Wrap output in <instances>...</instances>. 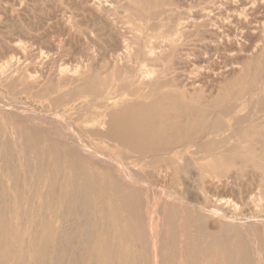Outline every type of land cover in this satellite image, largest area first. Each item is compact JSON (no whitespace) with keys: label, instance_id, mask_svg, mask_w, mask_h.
<instances>
[{"label":"rangeland","instance_id":"rangeland-1","mask_svg":"<svg viewBox=\"0 0 264 264\" xmlns=\"http://www.w3.org/2000/svg\"><path fill=\"white\" fill-rule=\"evenodd\" d=\"M92 1L0 0V264H264L259 0Z\"/></svg>","mask_w":264,"mask_h":264},{"label":"bare ground","instance_id":"bare-ground-1","mask_svg":"<svg viewBox=\"0 0 264 264\" xmlns=\"http://www.w3.org/2000/svg\"><path fill=\"white\" fill-rule=\"evenodd\" d=\"M87 1H89V9H91V10H93L94 12L95 11H98L96 8H95V6H94V3H93V1L92 0H87ZM98 1V0H97ZM105 1V0H104ZM109 1V0H108ZM252 1V0H251ZM255 1V0H254ZM99 2V1H98ZM250 2V1H249ZM80 3H82L83 4V2H79V4ZM108 3V2H107ZM111 3V0H110V2H109V4ZM78 4V3H77ZM78 4V5H79ZM113 3H111L110 5H112ZM246 4V3H245ZM244 4V6L243 7H245L246 5ZM249 4V3H248ZM104 5V4H103ZM253 5V4H252ZM97 6H99V5H97ZM258 6L263 10V12H264V0H259V2H258ZM78 7V6H77ZM79 7H81L80 5H79ZM247 7V6H246ZM258 7V8H259ZM84 8H86V7H84ZM101 8V7H100ZM216 9V8H215ZM248 9H250V8H248ZM257 9V8H256ZM256 9H255V11H256ZM103 10V9H102ZM259 10V9H258ZM222 11V10H221ZM254 11V12H255ZM262 12V11H261ZM83 13V12H82ZM132 13V12H131ZM210 13V12H209ZM220 13V12H219ZM241 13V12H240ZM81 14V13H80ZM198 14V13H197ZM215 14V13H214ZM243 14V13H242ZM250 14H251V12H250ZM88 14H86V16H87ZM90 15V14H89ZM103 15V14H102ZM139 15V14H138ZM176 15V14H175ZM174 15V16H175ZM72 16V15H71ZM179 16V15H178ZM206 15H204V17H205ZM213 16V15H212ZM211 16V17H212ZM231 16V15H230ZM239 16H240V14H239ZM84 17V16H83ZM89 17V16H88ZM203 17V18H204ZM244 17V16H243ZM96 18H98V17H96ZM147 18V17H146ZM217 18H218V16H217ZM68 19V18H67ZM89 19V18H88ZM90 19H91V17H90ZM89 19V20H90ZM103 19V18H102ZM145 19V18H144ZM149 19V18H148ZM189 19V18H188ZM195 19V18H194ZM202 19V18H201ZM221 19V18H220ZM231 19V18H230ZM235 19V18H234ZM246 19V18H245ZM79 20V19H78ZM86 20V19H85ZM92 20V19H91ZM96 20V19H95ZM99 20V19H98ZM150 20V19H149ZM173 20V19H172ZM197 20H199V19H197ZM186 21V20H185ZM225 21V20H224ZM238 21V20H237ZM240 21V20H239ZM262 21L263 20H261V23H262ZM62 22V21H61ZM67 22V21H66ZM96 22V21H95ZM215 22H216V20H215ZM229 22H230V20H229ZM228 22V23H229ZM84 23V22H83ZM165 23V22H164ZM197 23H199V22H197ZM206 23H208V21L206 22ZM205 23V24H206ZM239 23V22H238ZM254 23H256L255 21H254ZM62 24V23H61ZM153 24V23H152ZM186 24V26H190V24L191 23H185ZM248 24V23H247ZM259 24V23H258ZM263 24V23H262ZM103 25V24H102ZM130 25V24H129ZM170 25V24H169ZM197 25V24H196ZM212 25V24H211ZM223 25V24H222ZM232 25V24H231ZM242 25V24H241ZM245 25V24H244ZM72 26V25H71ZM179 26V25H178ZM181 26H182V24H181ZM185 26V25H184ZM208 26H210V25H208ZM219 26V25H218ZM229 26V25H228ZM240 26V25H239ZM98 27V26H97ZM97 27H95V28H97ZM115 27H116V25H115ZM213 27V26H212ZM211 27V28H212ZM220 27H221V24H220ZM219 27V29H221ZM248 27H250V26H248ZM107 28V30L109 31V33L111 32H113V31H111L110 30V27L109 26H107L106 27ZM236 28V27H235ZM239 28V27H238ZM62 29V28H61ZM112 29V28H111ZM131 29V28H130ZM133 29V28H132ZM222 29H224V28H222ZM234 29V28H233ZM245 29V28H244ZM195 30V29H194ZM207 30V29H206ZM226 30V29H225ZM236 30V29H235ZM240 31L242 30V29H239ZM248 30V29H247ZM121 31V30H120ZM125 31H127V30H125ZM130 31V30H129ZM176 31H178V30H176ZM199 31H200V29H199ZM224 31V30H223ZM222 31V32H223ZM252 33H254V34H256V38H257V42L256 43H254V46H253V48H251L252 50H251V54H249L248 56H245V57H240V56H238L237 55V57L235 56V58H231V59H226L227 61H228V63L227 64H229V60H230V63H231V65L229 66V67H226L225 69H223L218 75H217V77H218V80L219 79H222V81H226V80H228L229 79V81L230 80H234V79H236V78H238L239 76H241V77H243V76H245V75H247L249 72H250V70L252 69V68H250V66H252V64H251V62L253 61V60H257L258 58H257V52H261L262 51V49L264 48V27H263V25L261 26H254L253 25V28L250 30ZM249 30H248V32H250ZM87 32V31H86ZM85 32V33H86ZM118 32V31H117ZM195 32V31H194ZM208 32H209V30H208ZM220 32V31H219ZM225 32V31H224ZM228 32V31H227ZM236 32V31H235ZM250 32V35H252V33ZM116 33V32H115ZM128 33V32H127ZM185 33V32H184ZM193 33V32H192ZM231 33V32H230ZM242 33V32H241ZM245 33H247V31L245 32ZM91 34V33H90ZM99 34V33H98ZM174 34H175V32H174ZM173 34V35H174ZM179 34V33H178ZM235 34V33H234ZM85 35V34H84ZM115 35V34H114ZM206 35H208V34H206ZM236 35V34H235ZM247 35H248V33H247ZM249 35V36H250ZM64 36V35H63ZM94 36V35H93ZM109 36V35H108ZM162 36V35H161ZM209 36V35H208ZM238 36V35H237ZM241 36V35H240ZM246 36V35H245ZM248 36V37H249ZM255 36V35H254ZM109 37H111V36H109ZM116 37V36H115ZM145 37V36H144ZM158 37V36H157ZM212 37V36H211ZM220 36H218V38H219ZM228 37V36H227ZM17 38V37H16ZM67 38V37H66ZM90 38V37H89ZM142 38V37H141ZM222 38V37H221ZM234 38H235V36H234ZM238 38V37H237ZM240 38V37H239ZM19 39V38H18ZM101 39H103V38H101ZM128 39V38H127ZM151 39V38H150ZM252 39H254L253 37H252ZM68 40H70L69 38H68ZM72 40V39H71ZM70 40V41H71ZM75 40H78L77 38L75 39ZM96 40V39H95ZM94 40V41H95ZM152 40V39H151ZM155 40V39H154ZM164 40H166V39H164ZM171 40V39H170ZM218 40V39H217ZM226 40V39H225ZM235 40H236V38H235ZM249 40V39H248ZM14 41V40H13ZM18 41H20V40H18ZM60 41V40H59ZM228 41V40H227ZM232 41V40H231ZM241 41V40H240ZM243 41V40H242ZM10 42V41H9ZM11 42H12V40H11ZM17 42V41H16ZM67 43H68V41H66ZM139 42V41H138ZM147 42V41H146ZM151 42V41H150ZM150 42L148 43V44H150ZM213 42V41H212ZM246 42V41H245ZM248 42V41H247ZM252 42V41H251ZM250 42V43H251ZM18 43V42H17ZM16 43V44H17ZM57 43V42H56ZM158 43V42H157ZM162 43V42H161ZM223 43H226V42H223ZM240 43V42H239ZM249 43V44H250ZM124 44V43H123ZM152 44V43H151ZM173 44V43H172ZM213 44H214V42H213ZM10 45V44H9ZM19 45V44H18ZM54 45V44H53ZM74 45V44H73ZM75 45H77V43H75ZM145 45V44H144ZM176 45V44H175ZM233 45V44H232ZM240 45V44H239ZM247 45H248V43H247ZM125 46H127L126 44H125ZM128 46H129V44H128ZM167 46V45H166ZM165 46V47H166ZM210 46H212V45H210ZM220 46V45H219ZM229 46H231V45H229ZM234 46H235V44H234ZM22 47V46H21ZM121 47V46H120ZM123 47V46H122ZM130 47V49H132L131 48V46H129ZM129 47H127L128 49H129ZM146 47H147V45H146ZM156 47V46H155ZM153 48V47H151V48H153V51H155L154 49H158L159 50V46H158V48ZM161 47V46H160ZM213 47V46H212ZM221 47V46H220ZM220 47H219V49H220ZM245 47V46H244ZM243 47V48H244ZM247 47V49H248V46H246ZM111 48V47H110ZM148 48V47H147ZM232 48H233V46H232ZM13 49V48H12ZM118 49V48H117ZM117 49H116V53H118L117 52ZM122 49H125L124 47L122 48ZM214 49H216V48H214ZM226 49V48H225ZM233 49H235V48H233ZM245 49V48H244ZM24 50V49H23ZM23 50H21L22 52H23ZM126 50V49H125ZM149 50V49H148ZM148 50H147V52H148ZM250 50V49H249ZM248 50V51H249ZM119 51V50H118ZM126 51H128V50H126ZM125 51V52H126ZM152 51V49H151V51H149V52H153ZM234 51H236V50H234ZM113 52V51H112ZM216 52V51H215ZM56 52H54V54H55ZM248 53V52H247ZM18 54V53H17ZM16 54V55H17ZM40 54V53H39ZM108 54H110V53H108ZM113 54V53H112ZM111 54V55H112ZM127 54V53H126ZM151 54H153V53H151ZM241 54V53H240ZM256 54V55H255ZM42 55V54H41ZM46 55V54H45ZM48 55V54H47ZM110 55V56H111ZM117 55V54H116ZM128 55V54H127ZM131 55V53L129 54V56ZM141 55V54H140ZM43 56V55H42ZM50 56V55H49ZM48 56V57H49ZM231 56H232V54H231ZM37 57H39V55L37 56ZM41 57V56H40ZM56 57V56H55ZM118 57H119V55H118ZM117 57V58H118ZM139 57V56H138ZM222 57V56H221ZM224 57V56H223ZM222 57V58H223ZM233 57V56H232ZM21 58V57H20ZM44 58V57H43ZM50 58V57H49ZM52 58V57H51ZM50 58V59H51ZM128 58V57H127ZM227 58V57H226ZM22 59V58H21ZM37 60H38V58H36ZM58 59H59V56H58ZM122 59H124V58H122ZM215 59V58H214ZM261 59V58H260ZM10 60V59H9ZM14 60V59H13ZM12 60V61H13ZM16 60H18L19 61V58H17ZM15 60V61H16ZM26 60V59H25ZM30 60V59H29ZM32 60V59H31ZM47 60V59H46ZM199 60V59H198ZM197 60V61H198ZM17 61V62H18ZM24 61V60H23ZM33 61H35V59L33 60ZM41 61H43V60H41ZM107 61V60H106ZM125 61V60H124ZM10 62V61H9ZM26 62V61H25ZM45 62V61H44ZM160 62V61H159ZM43 63V62H42ZM48 62H46V64H47ZM113 63H115V62H113ZM223 63V62H222ZM6 64H7V61H6ZM18 64V63H17ZM39 64H40V62H39ZM50 64H52V63H50ZM105 64H106V62H105ZM156 64V63H155ZM161 64V63H160ZM25 65V64H24ZM48 65L49 64H47V67H48ZM53 65V64H52ZM60 65V64H59ZM79 65V64H78ZM77 65V66H78ZM83 65V64H82ZM0 66H1V64H0ZM37 66V65H36ZM45 66V65H44ZM62 67L61 68H58L59 70V72L61 73V72H66V71H68L70 68H64V67H66L65 65H64V67H63V65H61ZM80 66V65H79ZM263 66H264V64H263ZM263 66H262V68H263ZM3 67V66H2ZM1 67V68H2ZM14 67V66H13ZM54 67V66H53ZM57 67V66H56ZM60 67V66H59ZM4 68V67H3ZM31 68V67H30ZM33 68V67H32ZM44 68V67H43ZM49 68V67H48ZM78 67H76V69H77ZM5 69V68H4ZM19 69V68H18ZM47 69V68H46ZM50 69V68H49ZM48 69V70H49ZM56 69V68H55ZM76 69H74V71H73V69H72V71L74 72V73H76ZM78 69H80V68H78ZM37 70H39L38 68H37ZM43 70V69H42ZM53 70H54V68H53ZM262 70V69H261ZM40 71V70H39ZM79 71V70H78ZM220 71V70H219ZM1 72V71H0ZM2 72H3V70H2ZM15 72V71H14ZM36 72V71H35ZM34 72V73H35ZM46 72V71H45ZM38 73V72H37ZM53 73V72H52ZM160 72L158 71V69H156V68H144V67H139L136 71H135V73L132 75V77H133V81L134 82H137V83H139L141 86L140 87H143V86H148V85H151L152 83H157L159 80H160V78H161V74H159ZM205 73V72H204ZM29 74H30V72H29ZM32 74V73H31ZM217 74V73H216ZM251 74H252V72H251ZM3 75V74H2ZM34 75H36V74H34ZM45 75V74H44ZM211 76H212V74H210ZM51 76V75H50ZM56 76V75H55ZM172 77V76H171ZM204 77V76H203ZM262 77V76H261ZM67 78V77H66ZM41 80V79H40ZM67 80V79H66ZM196 80V79H195ZM264 81V80H263ZM262 81V82H263ZM189 82V81H188ZM196 82V81H195ZM69 83V82H68ZM182 83V82H181ZM192 83L193 82H191V83H189V89H193V86H192ZM211 86V85H210ZM217 86V85H216ZM215 86V87H216ZM214 88V85L213 86H211L210 88H209V90H211V89H213ZM258 88V87H257ZM140 90V89H139ZM188 92H189V90H188ZM122 93V92H121ZM124 93H127V92H123L122 94H124ZM107 99L109 100V98H108V96H107ZM246 99L247 98H245V101H246ZM249 99H250V97H249ZM71 100V99H70ZM89 102V101H88ZM231 103V102H230ZM89 104V103H88ZM223 106V105H222ZM218 109V108H217ZM220 109V108H219ZM4 110H6V109H4ZM254 110V109H253ZM3 111V110H2ZM84 112V111H83ZM216 112V111H215ZM74 113H77V112H74ZM189 114V113H188ZM19 115V114H18ZM252 115V114H251ZM258 115V114H257ZM3 117V116H2ZM117 117H119L118 115H117ZM212 117H213V115H212ZM18 118V117H17ZM159 118V117H158ZM185 118V117H184ZM118 119V118H117ZM164 119H166V118H164ZM161 120V119H160ZM168 120V119H167ZM185 121V120H184ZM211 121V120H210ZM25 122V121H24ZM29 122H31L30 120H29ZM119 122V121H118ZM123 122H125V120L123 121ZM127 122V121H126ZM160 122V121H159ZM247 122H248V120H247ZM246 122V123H247ZM112 123V122H111ZM114 123V122H113ZM167 123V122H166ZM35 124V123H34ZM110 124V123H109ZM31 125V124H30ZM39 125V124H38ZM101 125V124H100ZM107 125V124H106ZM123 125V124H122ZM174 125H177V124H174ZM209 125V124H208ZM42 126V125H41ZM62 126V125H61ZM173 126V125H172ZM179 126V125H178ZM182 126H184V125H182ZM35 127V126H34ZM62 127H64V126H62ZM65 127H67V126H65ZM188 127V126H187ZM123 128V127H122ZM40 129V128H39ZM44 129L45 128H43V131H44ZM64 129V128H63ZM66 130H67V128H65ZM65 129H64V131H63V133L65 132ZM72 129H73V127H72ZM209 129V128H208ZM42 130V129H41ZM48 130V129H47ZM58 130V129H57ZM71 130V129H70ZM232 130V129H231ZM47 132H49V131H47ZM51 132H54V130L53 131H51ZM51 132H49V133H51ZM67 132H69V131H67ZM66 132V133H67ZM46 133V132H45ZM57 133L58 132H56V135H57ZM62 133V134H63ZM71 133V132H70ZM130 133V132H129ZM171 133V132H170ZM200 133V132H199ZM53 134V133H52ZM72 134V133H71ZM207 134V133H206ZM53 135H55V134H53ZM52 135V136H53ZM55 135V136H56ZM73 135H74V133H73ZM188 135H190V134H188ZM40 136V135H39ZM75 136H77V135H75ZM45 137H46V135H45ZM48 137V136H47ZM57 137V136H56ZM79 137V136H78ZM59 138V137H58ZM69 138V137H68ZM203 138V137H202ZM54 139H56V138H54ZM186 139H187V137H186ZM201 138H199V140H200ZM204 139V138H203ZM219 140H225L223 137H220V138H218ZM59 140V139H58ZM189 140V139H188ZM197 140V139H196ZM202 140V139H201ZM56 141V140H55ZM60 141V140H59ZM62 141H63V139H62ZM187 141V140H186ZM73 142V141H72ZM194 142V141H193ZM192 142V143H193ZM196 142V141H195ZM188 144H189V142H187ZM39 144V143H38ZM75 144V143H74ZM148 144V143H147ZM32 145V144H31ZM60 145V144H59ZM76 146V145H75ZM231 146V145H230ZM34 147V146H33ZM58 147V146H57ZM209 147V146H208ZM32 148V147H31ZM61 148V147H60ZM59 148V149H60ZM55 150V149H54ZM67 150V149H66ZM59 151V150H58ZM71 151V150H70ZM69 150H68V152H70ZM73 151V150H72ZM76 151V150H75ZM254 151H256V150H254ZM46 153V152H45ZM50 153V152H49ZM194 153V152H193ZM243 153V152H242ZM61 154V153H60ZM64 154V153H63ZM74 154H75V152H74ZM94 154V153H93ZM51 155V154H50ZM46 156V155H45ZM56 156V155H55ZM54 156V157H55ZM58 156V155H57ZM96 156V155H95ZM95 156L93 157V158H95ZM44 157V156H43ZM74 157H76V155L74 156ZM52 158V157H51ZM50 158V159H51ZM60 158V157H59ZM62 158V157H61ZM69 158V157H68ZM77 158V157H76ZM75 158V159H76ZM88 158V157H87ZM198 158V157H197ZM74 159V158H73ZM104 159V158H103ZM49 160V159H48ZM56 160V159H55ZM77 161V160H76ZM94 161V160H93ZM100 161H102V160H100ZM36 162H38V161H36ZM41 162V161H40ZM78 162V161H77ZM99 162V161H98ZM105 162V161H104ZM29 163H31V162H29ZM28 163V164H29ZM34 163H35V161H34ZM112 163V162H111ZM27 164V163H26ZM3 165H4V161H3ZM2 165V166H3ZM9 165H11V164H9ZM73 166H75V165H73ZM80 166V165H79ZM92 166V165H91ZM99 166V165H98ZM28 167V166H27ZM40 167V166H39ZM38 167V168H39ZM15 169V168H14ZM24 169V168H23ZM45 169V168H44ZM104 169V168H103ZM22 170V169H21ZM34 170V169H33ZM4 171H5V169H4ZM14 171V170H13ZM26 171V170H25ZM24 171V172H25ZM32 171V170H31ZM21 172V171H20ZM10 173H11V171H10ZM14 173H15V171H14ZM22 173V172H21ZM35 173V172H34ZM40 173V172H39ZM15 175V174H14ZM33 175V174H32ZM36 175H37V173H36ZM39 175V174H38ZM41 175V174H40ZM73 175H74V173H73ZM21 176V175H20ZM28 176V175H27ZM34 176H35V174H34ZM33 176V177H34ZM63 176V175H62ZM30 177V176H29ZM43 177V176H42ZM7 178V177H6ZM31 178V177H30ZM61 178V177H60ZM74 178V177H73ZM20 180V179H19ZM42 180V179H41ZM3 181V180H2ZM21 181V180H20ZM26 181V180H25ZM38 181H39V179H38ZM139 181H140V179H139ZM16 182V181H15ZM36 182V181H35ZM102 182V181H101ZM3 183V182H2ZM58 183V182H57ZM75 183V182H74ZM22 184H23V182H22ZM27 184H29V183H27ZM53 184H54V182H53ZM69 184V183H68ZM101 184V183H100ZM45 185V184H44ZM62 185V184H61ZM1 186V185H0ZM14 186H15V183H14ZM19 186V185H18ZM39 186V185H38ZM42 187V186H41ZM40 187V188H41ZM46 187V186H45ZM71 187V186H70ZM13 188V187H12ZM49 188H51V186L49 187ZM55 189V188H54ZM60 189V188H59ZM14 190V189H13ZM31 190V189H30ZM32 190H34V189H32ZM31 190V191H32ZM95 190V189H94ZM245 190V189H244ZM11 191V190H10ZM17 191V190H16ZM19 191V190H18ZM17 191V192H18ZM101 191V190H100ZM2 192V191H1ZM65 192H66V190H65ZM227 192V191H226ZM6 193V192H5ZM9 193V192H8ZM101 193H102V191H101ZM56 194V193H55ZM59 194V193H58ZM107 194V193H106ZM7 195V194H6ZM9 195V194H8ZM61 195V194H60ZM245 195V194H244ZM258 195H259V192H258ZM56 196V195H55ZM222 196V195H221ZM228 196V195H227ZM259 196H261V195H259ZM262 196H264V195H262ZM2 197V196H1ZM245 197V196H244ZM256 197V196H255ZM35 198V197H34ZM259 198V200H260V197H258ZM27 199V198H26ZM31 199V198H30ZM2 200V199H1ZM11 200V199H10ZM36 200V199H35ZM54 201V200H53ZM62 201V200H61ZM231 201V200H230ZM244 201V200H243ZM256 202H257V200H255ZM7 202H8V200H7ZM37 202V201H36ZM262 201L260 200V203H261ZM35 204V203H34ZM51 204V203H50ZM57 204V203H56ZM10 205V204H9ZM65 205V204H64ZM238 205V204H237ZM62 207V206H61ZM64 207V206H63ZM53 208V207H52ZM3 209V208H2ZM6 209H7V207H6ZM5 209V210H6ZM60 209V208H59ZM23 210V209H22ZM52 210V209H51ZM54 210H55V207H54ZM41 211V210H40ZM26 213H27V211H25ZM55 212V211H54ZM216 212V211H215ZM63 213V212H62ZM243 213V212H242ZM2 214V213H1ZM52 214V213H51ZM53 214H55V213H53ZM58 214V213H57ZM60 214V213H59ZM228 215V214H227ZM64 217V216H63ZM62 217V218H63ZM1 218V217H0ZM24 218V217H23ZM242 218V217H241ZM36 219V218H35ZM250 219V218H249ZM1 220V219H0ZM232 220V219H231ZM238 220V219H237ZM24 221V220H23ZM36 221V220H35ZM53 221V220H52ZM34 222V221H33ZM242 222V221H241ZM8 223V222H7ZM26 223H27V221H26ZM52 223V222H51ZM239 223V222H238ZM21 224H22V222H21ZM46 225V224H45ZM48 225V224H47ZM63 224H61V226H62ZM231 225V224H230ZM33 226H35V225H33ZM60 226V227H61ZM52 227V226H51ZM62 228V227H61ZM60 228V229H61ZM55 229V228H54ZM60 229H59V231H60ZM35 230V229H34ZM234 230V229H233ZM35 232V231H34ZM53 232V231H52ZM55 233V232H54ZM53 233V234H54ZM63 235V234H62ZM27 236V235H26ZM54 238V237H53ZM59 239H60V237H58ZM51 240V239H50ZM57 241V240H56ZM47 243V242H46ZM45 243H43L42 245H44ZM47 246V245H46ZM45 247V246H44ZM62 247H64V246H62ZM96 248V247H95ZM40 249V248H39ZM93 249V248H92ZM56 252V251H55ZM58 253V252H57ZM250 254V253H249ZM9 255H10V253H9ZM215 260V259H214Z\"/></svg>","mask_w":264,"mask_h":264}]
</instances>
